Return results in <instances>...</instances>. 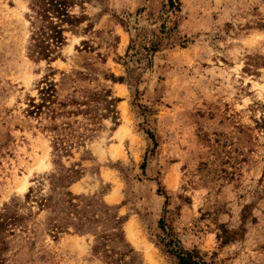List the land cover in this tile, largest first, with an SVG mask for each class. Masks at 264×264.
I'll return each instance as SVG.
<instances>
[{
	"label": "rangeland",
	"instance_id": "374dc122",
	"mask_svg": "<svg viewBox=\"0 0 264 264\" xmlns=\"http://www.w3.org/2000/svg\"><path fill=\"white\" fill-rule=\"evenodd\" d=\"M68 10L43 59L0 0L4 263L264 264V0Z\"/></svg>",
	"mask_w": 264,
	"mask_h": 264
},
{
	"label": "trees",
	"instance_id": "16d2710c",
	"mask_svg": "<svg viewBox=\"0 0 264 264\" xmlns=\"http://www.w3.org/2000/svg\"><path fill=\"white\" fill-rule=\"evenodd\" d=\"M72 0H29V6L33 11L31 20V34L27 46L30 55L47 59L53 54L64 41L63 31L66 29L63 24L72 25L79 20L68 10ZM172 3V2H171ZM53 92V84L46 83L40 89L42 101L33 104L35 108L43 105V101ZM17 216L10 214L6 209L0 212V264H5L4 253L8 250L6 237L12 234L9 225L15 224ZM190 252H186L178 257L179 264H198L193 259Z\"/></svg>",
	"mask_w": 264,
	"mask_h": 264
},
{
	"label": "bare ground",
	"instance_id": "6f19581e",
	"mask_svg": "<svg viewBox=\"0 0 264 264\" xmlns=\"http://www.w3.org/2000/svg\"><path fill=\"white\" fill-rule=\"evenodd\" d=\"M128 234H129V231H128Z\"/></svg>",
	"mask_w": 264,
	"mask_h": 264
}]
</instances>
